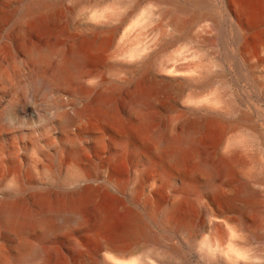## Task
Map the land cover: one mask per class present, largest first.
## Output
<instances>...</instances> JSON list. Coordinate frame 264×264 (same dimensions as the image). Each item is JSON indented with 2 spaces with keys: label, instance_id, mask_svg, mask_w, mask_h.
Instances as JSON below:
<instances>
[{
  "label": "bare ground",
  "instance_id": "obj_1",
  "mask_svg": "<svg viewBox=\"0 0 264 264\" xmlns=\"http://www.w3.org/2000/svg\"><path fill=\"white\" fill-rule=\"evenodd\" d=\"M237 8L248 18L264 19V0L240 2ZM94 9L92 0H0V85L5 81L6 61L18 52L26 54L36 68L32 80L13 89L1 111L5 118L1 121L0 116V131L14 132V120L36 110L39 118L53 115L47 123L65 133L61 145L54 147V155L47 149L34 150L24 166L17 157L7 159L0 152V161L11 169L9 187L0 194V246L15 240L23 258H41L40 264H46L47 253L30 244L35 229H41L42 238L64 234L67 241L55 237L54 242L70 246L69 264H99L100 256L130 264L136 252L132 244L150 238L147 223L157 216L168 226L198 209L212 226L225 224L214 217L215 209L209 203L199 205L205 196L218 201L230 190L214 183L213 167L200 164L208 177L203 184L180 169V152L185 147L196 152L204 142V132L221 118L195 109L183 111L177 123V119L171 122L162 116V107L169 110L174 104L162 105L167 97L161 96L169 85L181 86V77H163L143 69L127 76L124 64L112 63L105 72L100 71L110 60L107 46L112 37L104 25L84 21ZM200 19L194 13L190 24ZM261 49L264 52V44ZM164 70L173 75L179 71L176 67ZM262 86L264 89V82ZM158 91L163 92L161 96ZM41 105H45L43 110ZM57 105L65 108L60 118ZM110 118L115 119L116 128L110 126ZM156 119L157 128L151 126ZM139 125L154 130L142 135ZM89 128H94L90 141L81 135ZM7 136L0 132V139ZM235 152L227 148L222 153L231 175L241 173L232 163ZM40 160H46L48 166L40 168ZM126 160L135 175L136 194L130 202L126 196L131 174L117 176ZM36 174L41 178H35ZM241 193L254 195L248 184ZM148 258L144 253L138 259L148 264ZM0 264L12 262L2 259Z\"/></svg>",
  "mask_w": 264,
  "mask_h": 264
},
{
  "label": "rangeland",
  "instance_id": "obj_2",
  "mask_svg": "<svg viewBox=\"0 0 264 264\" xmlns=\"http://www.w3.org/2000/svg\"><path fill=\"white\" fill-rule=\"evenodd\" d=\"M92 1L95 12L87 15L84 21L104 25L112 37L107 46L110 60L100 66V71L105 72L112 63L124 64L123 73L127 76L129 72L143 69L146 73L156 71L163 77H181L184 79L181 86L171 84L164 93L158 91V95L163 93L164 96H160L167 97L160 102L162 105L168 101L174 104L169 110L161 106L162 116L171 122L177 119V123L183 117V111L195 109L216 113L221 118L220 123L204 132V142L196 152L187 147L180 152V169L192 173L197 182L203 184L208 177L200 164L213 167L214 183L230 190L224 191L227 197L218 201L205 196L199 205L209 203L215 209L214 217L219 216L225 224L212 226L198 209L168 226L161 224L157 216L147 223L150 238L132 244L136 252L129 263L145 264L138 258L146 253L148 264H264V52L261 49L264 19L248 18L237 8L240 2L251 4L256 0ZM194 13L200 14L201 19L192 25L190 18ZM157 66L159 68L153 70ZM165 67L168 70L176 67L179 71L173 75L165 71ZM4 73L5 81L0 85L1 121L5 118L1 111L13 89L32 80L36 68L26 54L18 52L15 58L6 61ZM44 108L45 105L40 106L41 110ZM56 110L60 118L65 108L57 105ZM39 117L36 110L29 111L27 116L14 120V132L0 131L8 135L0 139V152L7 159L17 157L24 166L34 150L47 149L54 155V147L61 145L65 133L49 126L47 122L54 119L50 113ZM110 119L112 128H116L115 119L127 124L121 117ZM155 121L151 126L157 128L159 122ZM151 126L145 129L139 125L138 128L144 135L146 130H154ZM91 133L94 128L85 129L81 132L82 138L90 141ZM227 148L237 151L232 163L240 174L231 175L227 171L222 160V153ZM59 156L58 152L57 159ZM38 164L40 168L48 166L46 160H40ZM132 169L129 160L117 169L120 178L131 174L126 196L129 202L136 189ZM10 178L11 169L0 161V194L8 189ZM35 178L41 176L36 174ZM244 184L254 192L253 197L241 193ZM87 216L92 224V213ZM40 231L35 229L36 234L29 237V242L46 250L45 263L69 264L70 246L54 242L55 237L67 241L64 234H47L42 238ZM97 258L99 264L104 261L120 264L102 256ZM2 259H8L12 264L42 262L41 258H23L15 240L0 246V263Z\"/></svg>",
  "mask_w": 264,
  "mask_h": 264
}]
</instances>
